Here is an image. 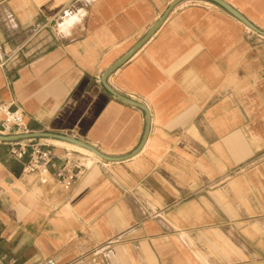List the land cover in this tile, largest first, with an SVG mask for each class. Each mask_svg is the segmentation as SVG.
<instances>
[{"label": "crops", "instance_id": "obj_1", "mask_svg": "<svg viewBox=\"0 0 264 264\" xmlns=\"http://www.w3.org/2000/svg\"><path fill=\"white\" fill-rule=\"evenodd\" d=\"M173 1L0 0V104L26 133L130 153L146 113L102 75ZM223 1L264 30V0ZM106 82L146 106L143 146L107 161L32 138L54 154L40 183L0 141V264H264V36L182 0Z\"/></svg>", "mask_w": 264, "mask_h": 264}, {"label": "built area", "instance_id": "obj_2", "mask_svg": "<svg viewBox=\"0 0 264 264\" xmlns=\"http://www.w3.org/2000/svg\"><path fill=\"white\" fill-rule=\"evenodd\" d=\"M22 133H26L23 110L10 104H0V135ZM9 146V154L13 158L22 160L26 154L28 155L27 160L23 162V173L34 174L40 183H45L54 158L52 150L32 139L11 141ZM80 173L79 165L70 158H66L54 172L56 179L66 187L72 186Z\"/></svg>", "mask_w": 264, "mask_h": 264}, {"label": "water", "instance_id": "obj_3", "mask_svg": "<svg viewBox=\"0 0 264 264\" xmlns=\"http://www.w3.org/2000/svg\"><path fill=\"white\" fill-rule=\"evenodd\" d=\"M182 0H174L171 2L168 6V8L165 10L161 18L158 20V22L126 53L124 54L119 60H117L114 64H112L107 70L102 75V84L103 86L114 96H116L118 99L127 102L129 104H132L141 110H143L146 113V126L145 130L143 133L142 140L140 144L132 150L130 153L122 155V156H110L107 154H104L94 146L86 143L83 140L74 138L69 135L65 134H60V133H54V132H31V133H22V134H11V135H0V141H6V142H11V141H16V140H23V139H32V138H52V139H57V140H62L65 142H69L71 144H75L78 146H81L87 150H90L94 154H96L98 157L107 160V161H122L126 160L135 154L139 152L141 147L143 146L145 139L148 134V126H149V114L146 106L138 101L132 100L115 90H113L106 82V78L114 72L120 65H122L125 61H127L141 46L142 44L154 33V31L159 27V25L162 23V21L165 19L167 14L170 12V10ZM214 3L219 4L220 6L224 7L226 10H228L231 14H233L235 17H237L239 20H241L246 26H248L250 29L254 30L255 32L261 34L264 36V30L259 29L256 27L254 24H252L248 19H246L241 13H239L236 9H234L232 6H230L228 3H226L223 0H209Z\"/></svg>", "mask_w": 264, "mask_h": 264}, {"label": "bare ground", "instance_id": "obj_4", "mask_svg": "<svg viewBox=\"0 0 264 264\" xmlns=\"http://www.w3.org/2000/svg\"><path fill=\"white\" fill-rule=\"evenodd\" d=\"M55 142H63V144H70L71 146H73L74 148H77L78 150H80V151H82V152H85V153H88V154H90V155H92V156H97L96 154H94L93 152H91L90 150H87V149H85V148H83V147H81V146H78V145H75V144H71V143H67V142H64V141H55Z\"/></svg>", "mask_w": 264, "mask_h": 264}, {"label": "rangeland", "instance_id": "obj_5", "mask_svg": "<svg viewBox=\"0 0 264 264\" xmlns=\"http://www.w3.org/2000/svg\"><path fill=\"white\" fill-rule=\"evenodd\" d=\"M64 17H65V16H64ZM64 17H63V18H64ZM63 18H62V19H63ZM59 30H60V29H59ZM87 154H88V153H87ZM89 155H90V154H89ZM91 156H92V155H91ZM89 164H90V163H89Z\"/></svg>", "mask_w": 264, "mask_h": 264}]
</instances>
